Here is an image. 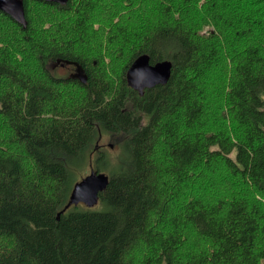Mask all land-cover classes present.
Instances as JSON below:
<instances>
[{
  "label": "trees",
  "instance_id": "obj_1",
  "mask_svg": "<svg viewBox=\"0 0 264 264\" xmlns=\"http://www.w3.org/2000/svg\"><path fill=\"white\" fill-rule=\"evenodd\" d=\"M22 1L25 27L0 10V264H264V0ZM144 53L171 73L139 93ZM103 132L125 150L106 208H65Z\"/></svg>",
  "mask_w": 264,
  "mask_h": 264
},
{
  "label": "water",
  "instance_id": "obj_2",
  "mask_svg": "<svg viewBox=\"0 0 264 264\" xmlns=\"http://www.w3.org/2000/svg\"><path fill=\"white\" fill-rule=\"evenodd\" d=\"M64 4L67 0H46ZM0 10L9 14L14 20L23 27L26 26L24 5L22 0H0ZM64 62L75 65V70L71 77L79 79L81 82L86 81V74L83 67L73 61ZM171 73V62L167 59L158 60L153 63L149 61V56L144 53L137 56L126 70L128 84L142 93L145 88L163 84L167 82ZM108 182V175L101 172H94L86 175L80 183L81 192L89 199L96 200L98 193L103 190ZM72 200L76 201L75 197Z\"/></svg>",
  "mask_w": 264,
  "mask_h": 264
},
{
  "label": "rangeland",
  "instance_id": "obj_3",
  "mask_svg": "<svg viewBox=\"0 0 264 264\" xmlns=\"http://www.w3.org/2000/svg\"><path fill=\"white\" fill-rule=\"evenodd\" d=\"M209 27H205L206 29ZM203 30V31H204ZM211 30V29H210ZM54 71L60 75H66L68 72L65 70L66 66H56ZM70 70V69H69ZM68 70V71H69ZM120 137L118 135L110 136L108 133H102L96 140L99 144L98 150L95 148L90 152L91 161L88 164H84L80 168L72 167L74 175L71 177L70 184L65 193V208H70L73 204V208L78 210H103L106 208V204L100 198L93 200L85 196L80 190L81 180L89 173L91 167H98V172L109 175L112 172H116L118 169V162L120 159L125 157V150L120 146ZM103 152L104 156L101 158L97 157V154ZM72 197L76 198V201L72 200Z\"/></svg>",
  "mask_w": 264,
  "mask_h": 264
},
{
  "label": "flooded vegetation",
  "instance_id": "obj_4",
  "mask_svg": "<svg viewBox=\"0 0 264 264\" xmlns=\"http://www.w3.org/2000/svg\"><path fill=\"white\" fill-rule=\"evenodd\" d=\"M56 64V66H66V68H68V70L66 69L65 70V72L67 71L68 73L66 74V75H70L71 76V74H73V72H74V70H75V65L74 64H72V63H67V62H64V61H61V62H57V63H55ZM55 64L53 65V67H55ZM98 142L96 141L95 142V149L96 150H98V148H97V146H98ZM90 170H93L94 172H98L94 167H91V169ZM89 173H90V171H89ZM88 173V174H89ZM87 174V175H88Z\"/></svg>",
  "mask_w": 264,
  "mask_h": 264
}]
</instances>
